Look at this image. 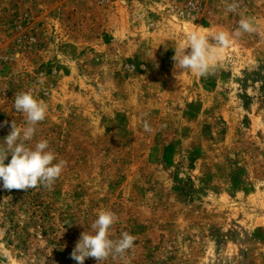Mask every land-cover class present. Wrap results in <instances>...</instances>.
I'll list each match as a JSON object with an SVG mask.
<instances>
[{
    "label": "rangeland",
    "instance_id": "374dc122",
    "mask_svg": "<svg viewBox=\"0 0 264 264\" xmlns=\"http://www.w3.org/2000/svg\"><path fill=\"white\" fill-rule=\"evenodd\" d=\"M230 2L0 0V142L30 91L48 106L32 143L67 162L50 189L0 182V264H78L105 210L112 239L136 240L104 264H264V0ZM241 15L258 31L213 72L175 67L188 32L232 34Z\"/></svg>",
    "mask_w": 264,
    "mask_h": 264
},
{
    "label": "clouds",
    "instance_id": "9594fccd",
    "mask_svg": "<svg viewBox=\"0 0 264 264\" xmlns=\"http://www.w3.org/2000/svg\"><path fill=\"white\" fill-rule=\"evenodd\" d=\"M239 0H231L226 6L228 13L239 14ZM258 31L257 26L250 18L241 15L237 30L230 34L218 31L211 35L192 30L186 34L185 45L175 49L173 60L175 67L184 71H192L200 76H207L215 70L218 55L233 46L234 38ZM213 38V43L209 42ZM190 53L185 52L186 48ZM13 107L16 112L26 116L25 126H18L15 120L11 123V131L3 142H0V182L8 190L18 189L27 191L30 188L43 186L52 188L67 165L63 159H58L50 149L45 139L36 140V126L45 120L48 106L29 92H19L14 96ZM144 130L153 131L148 121H145ZM11 157L8 163H5ZM118 217L110 210L101 211L91 224V232L81 233L71 257L84 264L86 258H95L98 264H104L110 257H123L134 247L136 237L128 232L120 238L112 239L111 230Z\"/></svg>",
    "mask_w": 264,
    "mask_h": 264
}]
</instances>
